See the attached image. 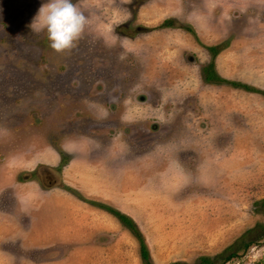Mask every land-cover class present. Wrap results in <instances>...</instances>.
Returning <instances> with one entry per match:
<instances>
[{"label":"rangeland","instance_id":"374dc122","mask_svg":"<svg viewBox=\"0 0 264 264\" xmlns=\"http://www.w3.org/2000/svg\"><path fill=\"white\" fill-rule=\"evenodd\" d=\"M43 2L0 0V190L19 208L0 224V264H145L119 220L104 219L108 236L86 224L99 212L89 190L98 180L117 192L111 206L137 223L155 264H194L242 240L253 242L225 264H264V0H72L85 24L59 53L29 27ZM220 44L223 81H207L208 47ZM73 157L75 187L64 184ZM45 160L53 192L34 176ZM34 190L38 209L45 191L62 195L64 217H81L89 236L67 224L47 243L29 238Z\"/></svg>","mask_w":264,"mask_h":264},{"label":"crops","instance_id":"0c3cea01","mask_svg":"<svg viewBox=\"0 0 264 264\" xmlns=\"http://www.w3.org/2000/svg\"><path fill=\"white\" fill-rule=\"evenodd\" d=\"M68 151L72 150V149H79L78 147L71 145V147H67ZM110 150V149H109ZM114 151H116L114 149ZM107 153H109V156H111L112 150H110V152L108 151ZM47 156H45L46 159H54L50 156H52V154L50 153L45 154ZM116 155V153H115ZM77 158L73 157L72 159H70V161H68V163H66L64 165V184L65 185H71L72 187L77 186L76 184H78V180L79 182H81V178L78 176V164L79 161L77 160ZM46 164H38L39 165H46L48 166L50 163L53 164L54 162H48V160H45ZM90 163H92L91 161H89ZM49 163V164H48ZM37 167V165H36ZM50 168H53L51 166H48ZM81 172V171H80ZM107 172V169H106ZM108 174V173H107ZM65 175L68 176V180L65 178ZM104 180H101L99 182V180L97 181L98 186L97 188L94 190L92 188H89V190L92 192V195H94L96 198H93L92 196L90 197V199L95 200L93 202V204H96V206H98L99 208V212H97L98 214H92L93 219L86 224L92 223V222H99V224H93V225H99V229H104L103 231L101 230V232H99V235H103V236H108L110 234L109 230H110V226L106 225L104 223V219L107 220L108 224H117L118 223V218L116 217L115 214H113L112 212H110L107 208L103 207L104 205H108L109 207H112L111 204L116 205V197H117V192L115 190H111V186L110 183H108V185H106L104 182H102ZM92 182L94 183V181L92 180ZM102 183V184H100ZM83 184L87 185L85 180H83ZM104 184V185H103ZM95 185L92 184L91 187H94ZM58 187V184H47L44 188V190L47 191H51L53 192L56 188ZM116 187V186H115ZM58 190V189H57ZM47 191H45V208L47 209L49 207L48 204L51 205V209L48 211L45 210V208L43 209H38L37 206H35V202L34 200H38V196H37V192L34 190L35 193H28V200H29V207L30 210L28 212H23L26 213L28 215L29 218V222L28 224H30L32 227L30 228L29 232H28V236L29 238H33L35 237L36 240H38V238L41 239H45L44 243H47L48 240L47 239H51L53 235L57 236H64V232H63V226L67 225V224H78L80 225V228L82 226H85L86 224H84L82 218H77V217H72L73 215H71L70 213L64 217V207L67 209V207H69L67 205V200L65 199L64 202V197L62 195H51L50 197H47ZM63 192V191H62ZM69 195V197H71V201L72 203H78L76 197H74L73 195H71L70 193H67ZM27 195H25V198L27 197ZM38 195H44L42 193V190L38 189ZM89 195V194H87ZM16 200V204L14 205V201ZM18 204V200L17 198H15V194H13L12 192H10V190H6L5 188H3L2 190H0V207H2V209H0V224H12L11 218L14 219L15 215L14 212L19 213V208L17 206ZM8 207L11 208V210L7 209ZM44 207V206H43ZM32 209H34V211H32ZM60 211V212H58ZM8 215V218H5V215ZM33 214V216H32ZM24 217H26V215L21 214ZM100 217V221H99V217ZM18 222L20 224V220L21 218L18 217ZM76 221H75V220ZM78 219V221H77ZM81 219V220H80ZM102 219V221H101ZM10 220V221H9ZM65 220V221H64ZM80 220V221H79ZM87 220V219H86ZM31 222V223H30ZM45 224H49L48 226H44ZM52 224H56L60 226V230L59 232H53L52 230ZM33 228L34 232H33ZM79 228V229H80ZM85 227H83L82 231L77 232V236H79L81 234V237L87 238L89 236V228L86 225L87 229H84ZM9 229V227H8ZM78 229V231H79ZM95 229V228H94ZM39 230V231H38ZM6 232V230H5ZM92 236V235H91ZM7 243H10L7 241Z\"/></svg>","mask_w":264,"mask_h":264},{"label":"clouds","instance_id":"9594fccd","mask_svg":"<svg viewBox=\"0 0 264 264\" xmlns=\"http://www.w3.org/2000/svg\"><path fill=\"white\" fill-rule=\"evenodd\" d=\"M84 24L85 18L72 0H44L29 27L36 32L45 31L48 46L59 53L74 46Z\"/></svg>","mask_w":264,"mask_h":264},{"label":"trees","instance_id":"16d2710c","mask_svg":"<svg viewBox=\"0 0 264 264\" xmlns=\"http://www.w3.org/2000/svg\"><path fill=\"white\" fill-rule=\"evenodd\" d=\"M169 19H165L162 23V26H171L169 23ZM192 31V28L189 29ZM223 49V45H214L209 46L208 50L211 53V59L209 63L202 69L204 79L207 81H223V78H221L214 65V59L215 56ZM234 85H241L244 87H248L245 84L237 83V82H231ZM264 204V198L262 199ZM110 212L116 215L118 220L126 226L138 239L139 243V252L140 256L143 259L145 264H155L150 256L149 248L146 243L145 237L143 236L140 228L138 227L137 223L133 220L132 217H130L128 214L123 213L119 211L116 208L105 206ZM253 241L252 240H242L240 244H232L228 246L223 252L218 253L214 256L210 255H201L199 256L198 260L194 264H225L232 258L238 256L239 250L241 248L246 249ZM174 264H185L184 261L178 260Z\"/></svg>","mask_w":264,"mask_h":264},{"label":"flooded vegetation","instance_id":"af4514ba","mask_svg":"<svg viewBox=\"0 0 264 264\" xmlns=\"http://www.w3.org/2000/svg\"><path fill=\"white\" fill-rule=\"evenodd\" d=\"M202 2V0H201ZM34 176H40V178L47 182H45L44 184L47 185V184H58L56 182V169L55 168H50L46 165H39L37 167H35L34 169ZM30 175V174H29ZM40 181V180H39Z\"/></svg>","mask_w":264,"mask_h":264}]
</instances>
